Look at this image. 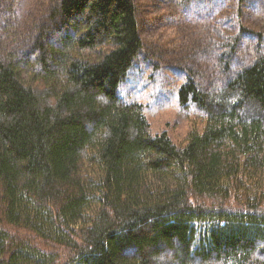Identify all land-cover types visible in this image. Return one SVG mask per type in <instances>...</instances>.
I'll return each mask as SVG.
<instances>
[{"label": "trees", "instance_id": "16d2710c", "mask_svg": "<svg viewBox=\"0 0 264 264\" xmlns=\"http://www.w3.org/2000/svg\"><path fill=\"white\" fill-rule=\"evenodd\" d=\"M14 12L0 0V264H264V35L238 68L213 46V75L173 69L202 125L177 146L118 97L134 0Z\"/></svg>", "mask_w": 264, "mask_h": 264}, {"label": "rangeland", "instance_id": "374dc122", "mask_svg": "<svg viewBox=\"0 0 264 264\" xmlns=\"http://www.w3.org/2000/svg\"><path fill=\"white\" fill-rule=\"evenodd\" d=\"M12 1L15 4L13 19L24 25L31 12L51 0ZM134 2L143 50L135 63L138 70L131 72L123 89L118 91V97L145 106L152 135L164 132L174 144L182 146L190 131L202 125L196 123V113L181 110L176 89L185 77L174 74L173 69H195L196 76L201 72L204 76V72H215L217 59L213 46H218L222 52L233 51L226 56L233 68L244 65L243 62L251 59L254 47L259 43L254 34L264 35V0ZM3 20H8V17L0 13V25ZM234 37L237 43L232 50L229 42ZM207 42L211 45L208 51L205 50ZM146 55L157 63L154 71L147 65ZM196 82L206 83L198 79Z\"/></svg>", "mask_w": 264, "mask_h": 264}]
</instances>
